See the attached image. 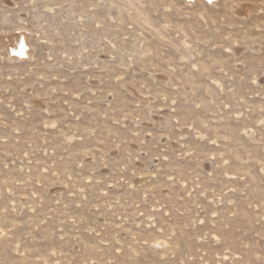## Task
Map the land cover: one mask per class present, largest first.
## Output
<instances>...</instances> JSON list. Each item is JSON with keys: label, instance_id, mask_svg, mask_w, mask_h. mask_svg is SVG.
Segmentation results:
<instances>
[{"label": "rangeland", "instance_id": "1", "mask_svg": "<svg viewBox=\"0 0 264 264\" xmlns=\"http://www.w3.org/2000/svg\"><path fill=\"white\" fill-rule=\"evenodd\" d=\"M0 264H264V0H0Z\"/></svg>", "mask_w": 264, "mask_h": 264}, {"label": "bare ground", "instance_id": "2", "mask_svg": "<svg viewBox=\"0 0 264 264\" xmlns=\"http://www.w3.org/2000/svg\"><path fill=\"white\" fill-rule=\"evenodd\" d=\"M22 36H23V35H22ZM11 40H12V39H11ZM23 40H24V39H23ZM18 41H19V40H18ZM23 43H24V41H21V43H20V44L22 45ZM10 44H11V43H10ZM10 44H9V45H10ZM17 44H18V43H17ZM24 47H26V46H24ZM22 48H23V47H22V46H20V47H19V50H20V51H21V50H23ZM14 49H15V48H14Z\"/></svg>", "mask_w": 264, "mask_h": 264}]
</instances>
